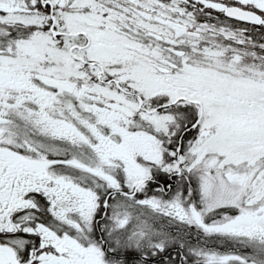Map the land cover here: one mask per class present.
<instances>
[{"label":"snow or ice","instance_id":"6c2138e0","mask_svg":"<svg viewBox=\"0 0 264 264\" xmlns=\"http://www.w3.org/2000/svg\"><path fill=\"white\" fill-rule=\"evenodd\" d=\"M0 264H264V0H0Z\"/></svg>","mask_w":264,"mask_h":264}]
</instances>
